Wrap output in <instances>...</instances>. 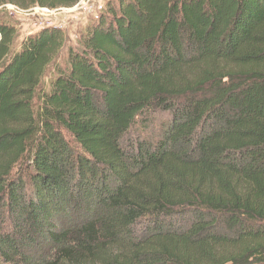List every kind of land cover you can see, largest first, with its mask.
<instances>
[{"label": "trees", "instance_id": "1", "mask_svg": "<svg viewBox=\"0 0 264 264\" xmlns=\"http://www.w3.org/2000/svg\"><path fill=\"white\" fill-rule=\"evenodd\" d=\"M17 38L0 20V264H264V0H108L77 48Z\"/></svg>", "mask_w": 264, "mask_h": 264}, {"label": "rangeland", "instance_id": "2", "mask_svg": "<svg viewBox=\"0 0 264 264\" xmlns=\"http://www.w3.org/2000/svg\"><path fill=\"white\" fill-rule=\"evenodd\" d=\"M99 2H108V0H98ZM8 6L0 7V20L3 23L12 24L17 27L18 38L17 46L19 49L23 40L30 35L36 34L44 28L57 27L62 29L67 36V47L77 48L78 42L84 32L85 27L95 20V15L85 10L75 13H61L56 16L43 15L39 10L32 9L30 11L22 10H10ZM68 58V51L65 50L58 60V66L61 68L66 67ZM58 72L56 67H51L44 79L41 89L45 92H49L51 88V82L57 77ZM170 120V114L168 112H151L143 114L132 127L130 132L125 138V146H131L141 140H147L154 142L158 140L167 126V122ZM67 137V135H66ZM69 139V138H68ZM73 144L74 141L69 139Z\"/></svg>", "mask_w": 264, "mask_h": 264}, {"label": "built area", "instance_id": "3", "mask_svg": "<svg viewBox=\"0 0 264 264\" xmlns=\"http://www.w3.org/2000/svg\"><path fill=\"white\" fill-rule=\"evenodd\" d=\"M4 6L6 7V5ZM8 8L13 11L22 10L15 5L8 6ZM104 8H105L104 2L101 3L98 0H80L77 4L69 8L48 9V8L36 7V10H39L40 12L43 13V15H48V16H56L57 14H61V13H75V12H81L85 10L86 12H91L92 14L95 15L96 18H98L99 14L104 10ZM22 11H25V10H22ZM27 11H30V10H27Z\"/></svg>", "mask_w": 264, "mask_h": 264}]
</instances>
